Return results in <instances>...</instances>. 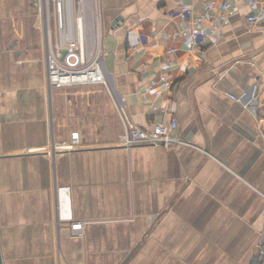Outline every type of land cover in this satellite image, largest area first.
Returning a JSON list of instances; mask_svg holds the SVG:
<instances>
[{"label":"crops","instance_id":"crops-1","mask_svg":"<svg viewBox=\"0 0 264 264\" xmlns=\"http://www.w3.org/2000/svg\"><path fill=\"white\" fill-rule=\"evenodd\" d=\"M206 1L100 0L106 84L54 88L43 0H0L5 264L264 258V1L225 11L215 0L211 36L195 45L188 20L169 13L206 14ZM252 12L261 16L250 25ZM162 74L173 89L155 98L146 86ZM153 104L170 107L188 144L122 145V110L141 127L169 119ZM65 142L74 147L43 151Z\"/></svg>","mask_w":264,"mask_h":264},{"label":"built area","instance_id":"built-area-1","mask_svg":"<svg viewBox=\"0 0 264 264\" xmlns=\"http://www.w3.org/2000/svg\"><path fill=\"white\" fill-rule=\"evenodd\" d=\"M233 0H221L220 8L223 10L236 9ZM254 8L259 1L248 0ZM100 0H43L46 21V77L50 87L61 88L65 86L100 83L106 84L105 73L102 68L104 50L102 46L99 5ZM207 13L201 14L188 6H182L170 11L171 17H180L188 20L191 33V42L199 44L211 36V31L206 26L209 14L217 7L215 0H207ZM260 14L252 12L248 15V23L254 24L260 20ZM167 35V33H163ZM146 40L141 37L140 43ZM137 49L138 46H133ZM171 52L175 49L171 48ZM160 86H146V91L155 98L165 96L173 89L174 81L167 74L159 76ZM235 98L234 95H231ZM153 110L160 111L170 117L167 120L156 122L152 127L136 125L124 110L121 117L124 131L121 142L126 148L134 146L150 147H175L188 144L189 141L174 134L179 127L178 119L171 115L168 106L152 105ZM61 144H70L68 142ZM73 148L70 144L61 150ZM47 151V150H43ZM53 152L52 154L56 153ZM48 153L51 154L50 151ZM83 224L75 222L71 225L73 232L82 234Z\"/></svg>","mask_w":264,"mask_h":264},{"label":"trees","instance_id":"trees-1","mask_svg":"<svg viewBox=\"0 0 264 264\" xmlns=\"http://www.w3.org/2000/svg\"><path fill=\"white\" fill-rule=\"evenodd\" d=\"M251 264H264V258L262 255L254 256L251 260Z\"/></svg>","mask_w":264,"mask_h":264},{"label":"bare ground","instance_id":"bare-ground-1","mask_svg":"<svg viewBox=\"0 0 264 264\" xmlns=\"http://www.w3.org/2000/svg\"><path fill=\"white\" fill-rule=\"evenodd\" d=\"M63 148H64L63 146H57V147L49 146V147H47L45 150L50 151L51 153H53V152H55L57 149L61 150V149H63Z\"/></svg>","mask_w":264,"mask_h":264},{"label":"water","instance_id":"water-1","mask_svg":"<svg viewBox=\"0 0 264 264\" xmlns=\"http://www.w3.org/2000/svg\"><path fill=\"white\" fill-rule=\"evenodd\" d=\"M0 264H5L4 259H3V255H2V251H1V247H0ZM123 264H125V262H123Z\"/></svg>","mask_w":264,"mask_h":264},{"label":"rangeland","instance_id":"rangeland-1","mask_svg":"<svg viewBox=\"0 0 264 264\" xmlns=\"http://www.w3.org/2000/svg\"><path fill=\"white\" fill-rule=\"evenodd\" d=\"M69 143H70V142H69ZM70 144L74 147V143L71 142Z\"/></svg>","mask_w":264,"mask_h":264}]
</instances>
